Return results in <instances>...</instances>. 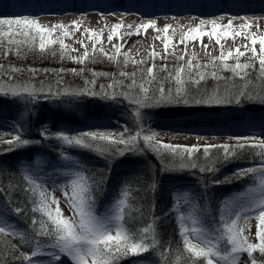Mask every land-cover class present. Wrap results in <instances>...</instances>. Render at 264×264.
<instances>
[{"label":"snow or ice","instance_id":"6c2138e0","mask_svg":"<svg viewBox=\"0 0 264 264\" xmlns=\"http://www.w3.org/2000/svg\"><path fill=\"white\" fill-rule=\"evenodd\" d=\"M175 18V17H173ZM238 17H231L227 25L216 23L213 19L211 30H203L204 20L201 19L200 25L190 28L185 32L181 43H191L200 41L204 37L213 39L217 45L223 48L222 41L243 37L250 40L253 59L258 60V69L252 61L241 62L240 58L245 56V52L240 48L230 50L225 54L221 51L220 56L208 63H194L192 59H185L184 56L178 60L183 63L168 65H157L154 61L158 54L153 51L150 54L151 66L131 73L119 71L118 76L123 78L116 80L115 76L107 72H93V76H111L113 83L100 85L99 91L95 88L69 89L62 91H53L51 86L47 90L43 86L35 87L32 83L23 86H9L8 88L0 85V95L25 98L28 102H36L40 94L44 98L59 99L61 96L79 98V97H97L104 100H115L117 97H123L131 105H135L134 115L138 125V130L133 133L125 128L123 132L114 133L112 131H86L76 135H68L64 132H56L54 138L61 141L70 148H79L98 154L105 159L115 160L124 157L126 154L143 155L151 152L156 156L160 163L162 173L175 174L190 170H198L201 174H211L212 177L218 173L223 166L232 161L244 159L249 155L248 150H253V155H258L264 160V139L255 136H236L229 137L234 140V144H209L201 150L198 146H185L162 143L158 139V133L151 130H145L140 125L142 118L141 109H157L168 106L178 105H237L242 106L245 102L264 106V35L248 33L251 23L247 22L239 26V30L233 29L232 21ZM223 19V17H220ZM77 29L79 25L73 22ZM122 23H117L111 29L108 40L119 37ZM131 27V26H129ZM141 28L146 32L149 28L156 29V23L149 20L148 23L137 26L135 35H139ZM56 29L63 31V37L69 38L70 32L64 24H54L51 27L43 26L38 19L31 16H16L0 18V44L5 40L10 46H15L17 54H20L23 48L29 50H38L41 54L46 53L53 46L59 44L62 55H67L69 49L64 39H54L53 35ZM171 25H166L163 29L164 35L162 42L165 52L175 47L173 36L169 35ZM248 33V34H246ZM89 40L93 41V56L97 53L105 55L103 49H97V45L103 42L101 33L87 31ZM160 39V37H157ZM259 44V55H257L256 45ZM206 47V46H205ZM11 51V48H9ZM55 54V53H53ZM121 55V48L116 47L115 56H107L109 61L116 60ZM90 54L85 51L80 58H73L76 63H85ZM236 58L235 63H229L232 58ZM131 58L128 54H123V63L126 66ZM14 72H20V68L12 69ZM33 74L37 70L29 69ZM63 71V70H61ZM73 74L82 75L84 69H72ZM258 71L259 75L255 79L253 73ZM231 73V76H224L222 73ZM163 74V75H161ZM237 78L239 83L237 82ZM209 79L216 84L209 89L207 86ZM130 83L125 84V81ZM256 80L260 84L256 87ZM220 82H224L221 86ZM86 84L95 86L96 80H87ZM120 85L126 90L109 92L107 89H114ZM40 135L46 139L50 138L47 129L40 132ZM8 145L6 152L13 149L23 148L32 143L28 139H22L20 135H15L11 140L0 141ZM35 143H39L36 141ZM259 150V151H256ZM199 154V155H198ZM65 160H72L71 157L61 153ZM201 155L203 159H201ZM39 163V161H37ZM72 165L81 170H73L66 175L71 179L67 185H64V195L67 198L69 206L74 210L73 218L65 217L59 205L58 199L43 184L38 183L32 175H23V181L27 187H20L25 194H30L28 199L31 202V212L39 213V217L33 215L30 219L31 233L17 231L6 220L0 218V244H3V250H0V264H6L3 256L6 254L13 260H24L32 264V258L41 255L39 251L42 241L39 238H47L51 243L48 247L58 249L57 252H50L52 260L56 264H117L121 257L140 256L155 249L157 240L153 225L142 228L139 233L129 229L126 226V218L131 213L129 203L130 191L125 187L120 198L115 202L114 210L111 214L103 217L95 212L96 197L94 193L102 191V186L106 182V177L102 174H88L83 169V165L78 160H72ZM258 175V189H249V194H244L228 200L224 204L222 211L228 213L229 219H221L222 229H217L219 233L213 239L206 238V231L200 226V220L195 214L197 205H192L193 211L187 215L180 211L181 203L189 205L191 203L190 193L185 191L177 193L175 208L178 212L179 234L182 237L183 253L175 256L174 262L170 264H238L240 254L247 253L251 258V264H257L253 257L254 252H259L264 256V164L260 167H249L237 170L233 176H226L223 180L212 179L203 181L204 186L208 183L215 185L232 183L233 179H241L249 175ZM16 187V186H11ZM157 183L152 181L149 189L152 192L157 190ZM70 190V191H69ZM245 200L241 203L240 201ZM55 205V207H53ZM233 208L238 210L233 213ZM17 214H24L25 209L15 207L7 209ZM139 211V209H136ZM243 213H256L258 220L256 226V237L259 243H250L245 233V226L248 224L251 216L242 215ZM234 215V218H231ZM46 218V219H45ZM190 222V223H186ZM151 235V242L149 240ZM8 237H19L23 244H35L36 249L28 255L18 251L17 245L12 243ZM223 241V247L221 245ZM230 246V248L228 247ZM184 253L187 255L185 256ZM164 254L161 253V256ZM167 259V257H164ZM264 264V261H261Z\"/></svg>","mask_w":264,"mask_h":264},{"label":"rangeland","instance_id":"374dc122","mask_svg":"<svg viewBox=\"0 0 264 264\" xmlns=\"http://www.w3.org/2000/svg\"><path fill=\"white\" fill-rule=\"evenodd\" d=\"M31 16V15H30ZM3 17H14L9 15H0V18ZM32 17V16H31ZM11 48V51H9ZM99 49V47L97 48ZM62 50L59 44L53 46L52 49H49L46 53L41 54L38 50H29L28 48H23L20 54H17L16 47L10 46L7 44L5 40L2 44H0V63L3 62L5 65L4 72L5 74L0 75V84H4V79H8L7 87L9 86H16L20 85L23 86L27 83H32L35 87L39 88L43 86L45 90L48 89L49 86L53 89V91L60 90L62 91L65 88L69 89H82L85 87L88 88H95V90L99 91L100 85H108L113 83V79L111 76H93V72H107L115 76L116 80L123 79L118 76L119 71H127L129 73L133 71H137V69H143L148 66H151L152 61L150 60V54H144L140 59H135L131 55L130 62L125 66L123 63V54L113 61H109L107 56H115L116 54H109L105 50H103L105 55H101L97 53L93 56V48L90 49L88 52L90 54L89 59L81 64L76 63L73 59H69L68 56L73 58H80L74 55V52L69 49L67 55L61 54ZM55 53V54H53ZM258 55V54H257ZM216 56V55H215ZM181 56H178V58ZM185 59H192L194 63H208L213 58H196L190 54H186ZM177 57L173 55H158L155 59V63L159 65H168L171 67L173 64L183 63L184 61L178 60ZM234 61L230 60L229 63H235L236 58L234 57ZM241 62H248L253 60L252 52H248L245 54L244 57L240 58ZM132 61V62H131ZM253 62V61H252ZM8 64V65H7ZM16 64L22 66L23 69L20 71L19 74L12 71L14 69V65ZM18 66V67H19ZM7 67V68H6ZM29 69L37 70L35 74H33ZM72 69H84L82 75H76L72 73ZM43 70V73L41 72ZM63 70V71H61ZM42 76L48 75L49 77L43 78L42 81L38 82V77L40 74ZM163 75V74H161ZM224 76H231V73L224 72L222 73ZM258 71L253 73V78L255 79L258 77ZM38 76V77H37ZM96 80L95 86L91 84H86L85 81L87 80ZM137 79L139 80V72L137 71ZM237 81L239 82L238 78ZM130 83V81H125V84ZM221 86H223L224 82H220ZM216 84L215 81L209 79L207 86L212 88ZM5 87V86H4ZM116 88H122L120 85H116L114 89H107V91L112 92L116 91ZM121 91V90H120ZM119 92V91H118ZM125 103V104H124ZM126 103L129 104L127 100L123 97H117L115 100H104L101 99L99 96L97 97H67L61 96L59 99L50 98L46 104L48 110L52 111L54 115L55 123L53 124L54 127L57 128L59 132H75L81 133L86 131H112L114 133H120L125 130V128L129 129L131 133L134 134L136 130H138V125L136 122V118L134 115L135 105L133 108L129 110L126 106ZM39 101L36 102H28L25 98L16 97V99H10L8 102H1L0 101V141L11 140L13 136L20 135L22 139H28L27 136L30 135L28 127L31 123V119L28 115H30V109L35 105L37 107ZM39 106V105H38ZM45 107V108H46ZM184 106H168L163 108L157 109H141L142 118L140 120V125L143 126L145 130H151L158 133V139L162 143L174 144V145H185V146H198L203 149L204 146L213 144V145H221V144H234V140H230L229 137H236V136H248L246 134L237 133L240 132L239 128H249L244 123H247V119L249 115H253L258 122L261 124V127L264 128V110L254 107L248 106L252 111L248 109L247 111H243L244 107L234 108H220V112L210 111L209 109L203 108H183ZM40 107H37V110L34 112L37 116L40 112ZM212 110V109H211ZM93 113L95 117H89L88 115ZM174 114V116H165L164 114ZM180 113V114H179ZM185 113V114H183ZM247 115V116H246ZM86 123H90V125H77L71 124L65 121V119L69 120H78V119H86ZM89 119V120H88ZM105 122H96L97 120H101ZM14 120V121H13ZM110 120H115L118 124H111ZM221 120L224 123V127L229 126V123H232L231 126L234 128H238L237 130L233 129H218V130H207L203 126V123H216L217 121ZM260 120V121H259ZM127 121L129 126L123 122ZM39 122V121H38ZM243 122V123H242ZM84 123V124H86ZM52 126V119L49 120L48 124L42 125L41 129H50ZM197 127H201V131H191L196 129ZM254 136V135H253ZM258 137V136H255ZM264 139V137H263ZM32 141L27 147L30 148L29 150L33 151L31 154L34 153L33 156L29 157L26 154H21L18 152L17 149H13L10 154V158H6V162L8 160H14V158H18V170L22 174V184H27L23 181V175L30 174L33 178L38 182L43 184L50 192L54 194V196L58 199L59 205L63 211L65 217L73 218L74 210L69 206L67 202V198L64 195V185H67L71 179L70 175H66L73 170H81L80 168L75 167L72 165V160H80L74 154L70 153L66 148L67 145L63 144L61 141L56 140L53 138V142L56 146L60 148L59 154L56 156H46L45 153L35 152V149L40 147L43 149L46 144L43 141H39V143H35L36 141ZM3 143H0V145ZM7 149V147L5 148ZM259 151V150H256ZM6 152V151H5ZM90 152V151H89ZM249 155H253V150H248ZM67 155L72 158V160H65L61 155ZM94 153V152H93ZM17 154V155H16ZM98 155V154H97ZM199 155V154H198ZM248 156V155H247ZM235 160L223 166L221 170L212 177L209 174V177L212 179H219L220 174L223 171L227 170L225 168H230L231 170H239L245 169L249 167H260L264 164V160L258 155H255L259 159L257 161L246 159ZM152 157L154 160L150 161ZM201 159H203L201 155ZM39 161V163H37ZM118 161L116 163L117 171L120 173L123 169H131L134 171L133 174L140 172L139 176H143L142 172L146 171L150 173L147 177L157 176L156 173H159V177H155V182L157 183V189L161 187L160 177L165 176V180L167 179L169 182L173 184L172 189V202H173V209L175 211V217H177V223L179 226L178 221V212L175 208L176 202V195L177 193H183L185 191L190 193L191 196V203L189 205H184L181 203L180 211L184 212L186 215L193 211L192 205H197L195 209V214L200 220V226L203 227L206 231V238L213 239L215 242V237L219 234L216 230L222 229L223 223L225 222L221 218L217 221L218 225L211 221L209 215L207 214L209 200L211 198L216 199V195H224V193L228 192V189L231 186H227V184H220L215 185L212 183H208L207 187L204 186L203 181L209 180L208 177L203 176V174L199 173L198 170H190L183 173H175V174H166L162 173L160 168V163L156 156L151 152H147L143 155H133L131 153L126 154L124 157L117 158ZM82 165V163L80 162ZM113 168V165H112ZM84 169V168H83ZM162 173V174H160ZM258 175H249L242 179H247L251 182V185H248L246 188L240 189L242 191L236 192L234 195L230 196H221L222 201L220 207L223 209L224 204L228 200H233L234 198L241 196L244 194L245 200L247 195L249 194V189H258L259 180ZM159 181V182H158ZM164 183L165 181H161ZM242 182V180H241ZM119 183V185H117ZM111 190V197L108 201L102 203V207L105 208L104 211H97L95 208V212L98 216H105L111 214L114 210L115 202L120 198L121 192L125 187H128L124 180L119 177L115 179V184H112ZM0 188V218L7 221L8 224H11L17 231L28 232L31 230L27 223L23 222L19 214L15 213L14 211H8L7 209H14L16 206L9 201H7V197H5L4 192L1 191ZM70 191V190H69ZM130 191V190H129ZM30 195V194H28ZM225 198V199H224ZM245 200L240 201L241 203L245 202ZM27 204L31 203L29 199L26 200ZM55 207V205H53ZM237 208H233V213L237 211ZM221 216L223 215L225 220L229 219L228 213L226 211H220ZM177 215V216H176ZM242 215H249L251 219L249 220L248 224L245 226V235L248 237L250 243H259L256 237V226L258 220L255 218L258 215L256 213H243ZM234 218V215L231 217ZM46 219V218H45ZM210 219V221H208ZM190 223V222H186ZM148 226V225H147ZM146 226H143V228ZM141 230V229H140ZM139 230V231H140ZM30 233V232H28ZM178 236L179 243L182 244V237L179 234V230L176 234ZM157 240V246L155 249L150 250L148 253L141 254L140 256H135L134 259L130 260L128 264H163L162 257H158L160 252V242ZM146 242H151V235L149 234V240ZM169 242V241H168ZM168 242L162 241V245L167 244ZM49 241L47 238L43 239V242L40 246L39 251L41 255L32 258V264H56L55 261L52 260L51 256L48 255L50 252H57L58 249H53L48 247ZM221 245L223 247V241H221ZM162 247V246H161ZM230 248V246H228ZM37 250L36 246L32 249ZM28 255H31L28 254ZM131 257V256H130ZM145 258L146 260H144ZM126 258L122 257L117 262L119 264L120 261H124ZM17 264H29L28 261L19 260ZM67 264V261L64 262ZM221 264H224L222 261ZM238 264H251V258L247 255V253H242L239 256Z\"/></svg>","mask_w":264,"mask_h":264},{"label":"bare ground","instance_id":"6f19581e","mask_svg":"<svg viewBox=\"0 0 264 264\" xmlns=\"http://www.w3.org/2000/svg\"><path fill=\"white\" fill-rule=\"evenodd\" d=\"M134 0H0V4L6 7H0V15L9 16H32L38 19L39 23L46 27L54 24H64L70 32L69 38L63 37V31L56 29L53 35L54 39H64L68 49L74 52L76 57L83 56L84 52H89L93 48V41L89 40L87 31L101 33L103 42L96 47L102 48L109 54H116V47L121 48V53L131 55L135 59H140L144 54L148 55L155 51L158 55L185 56L190 54L196 58L216 59L220 56L221 51L227 54L230 50L240 48V51L252 52L250 40L243 37L228 39L222 41L223 48L217 45L213 39L204 37L202 43L194 41L191 43H181L185 32L190 28L200 25L201 19L204 20L203 30H211V21L215 19L216 23L227 25L231 17H238L232 21L233 29L243 31L239 28L241 24L251 23L248 33L264 35V7L259 9H237L235 5H243L248 0H209L202 7L195 5L194 0H170L173 3L172 9H160L164 0H153L159 8H148L149 5L143 1L147 8L134 9L130 5ZM264 3V0H262ZM221 3L223 6H221ZM57 4H60L57 6ZM188 5L189 7L183 8ZM14 6H18L16 10ZM9 7V8H8ZM12 7V8H11ZM175 17V18H173ZM223 17V19H220ZM152 20L156 23L157 28H149L146 32L141 28L140 34L135 35L137 26H142ZM73 22L79 25V28L73 26ZM117 23H122L119 37H114L111 41L108 36L111 29ZM166 25H171L172 29L169 35L173 36L175 47L165 52L162 37L163 29ZM131 26V27H129ZM246 33V34H248ZM160 37V39H157ZM206 46V47H205ZM259 55V44L256 46ZM216 55V56H215ZM253 55V53H252ZM234 57L232 61H234ZM258 64V60H252ZM132 62V61H131ZM111 124H118L115 120H110ZM260 121V120H259ZM97 122H105L99 120ZM243 123V122H242ZM224 127L221 120L216 123H203L202 128L207 130L233 129L238 128L231 126ZM249 128H239L240 132L248 136H258L263 139L264 128L258 120L249 115L247 123ZM197 127L191 131H201Z\"/></svg>","mask_w":264,"mask_h":264},{"label":"trees","instance_id":"16d2710c","mask_svg":"<svg viewBox=\"0 0 264 264\" xmlns=\"http://www.w3.org/2000/svg\"><path fill=\"white\" fill-rule=\"evenodd\" d=\"M254 64L258 69L259 65L257 63ZM18 66L19 65L16 66L15 64L14 68H20L21 70L23 69L22 66L19 67ZM4 67L5 65L3 64V62L0 63V75L6 73L4 72L3 69ZM41 72L43 73V70ZM15 73L19 74L20 72H15ZM38 75H40L39 77L37 76L38 82L42 81L43 78L45 77H49L48 75L42 76L41 73ZM7 80L4 79V84L2 83L0 85H2L3 87L5 86V88H8L7 87L8 84L7 82H5ZM259 84L260 81L256 80V84L253 86L256 87ZM120 90L122 91L126 89L116 88L117 92ZM50 98L51 97L49 96L48 99H45L44 94L39 95L37 99V101H39V104H37V107H41L40 112L38 113L37 116H34L35 115L34 112L37 110V107L33 105V107L30 109L31 114L28 115L29 118L31 119V123L28 127L25 128L28 129V132H30V135L27 136V138L33 141H43L46 144V146L43 149H41L40 147L35 149V152L45 153L46 156L48 155L56 156L57 154H59L60 148L55 145V143L53 142V138H54V134L59 131L53 125L55 123V120L52 111L48 110L47 107L45 108V105L43 106V104L46 103ZM10 99H16V97H12L10 95L9 96L0 95L1 101L8 102V100ZM243 105L246 106L250 105L258 108H264V106H259L247 102H245ZM126 106L129 110L133 108V105L131 104L126 103ZM180 106H184L183 108L219 109L221 107L228 105H220V106L180 105ZM90 115H93V113H91ZM50 119H52V126L50 129H47L50 138L46 139L40 135V132L44 130L41 129L40 127L41 125L48 124ZM65 120L71 123L83 121L82 119H78V120L65 119ZM123 122H125L128 126L130 124V123L128 124L127 121H123ZM66 134L76 135L78 133L75 134V132H68ZM6 147H8V145L4 143L3 145L2 144L0 145V188L2 189L1 191L4 192L5 197H7L8 199L7 201L14 204L16 207H21L22 209H25V213L23 215L19 214V217L23 222L27 223V226L30 227L31 217L33 215L39 217V213L33 214L31 212L32 205L31 203L27 204L26 202L29 195L25 194V192L20 190L21 186L24 188L26 187L25 184H22V177H21L22 174L17 169L18 168L17 162L19 157L16 156L14 160L12 159L6 162V158L8 157L10 158V156H12V154H10L9 152H5ZM62 148H66V150H68L70 153L77 156V158L82 163L84 170H86L88 174H98V175L102 174L106 177V182L102 186L103 190L94 193L96 197L95 208L97 211L105 210V208L102 207L103 206L102 203L110 199L112 195L111 194L112 184L115 182V179L121 177L126 183V185H128L130 188L129 203L131 205V208L128 211L131 213V215L128 218H126V226L129 229L135 231L136 233H139V230L142 229L143 226H147L150 224L153 225L155 229L156 239H158V241L162 246V247L160 246V252L164 254L163 256H161L164 259V264H170V262H174L175 256L180 253H183V246L181 245V243H179L178 241L179 238L176 235L179 230V226L178 224H176L177 217H175L174 214L175 212L172 211L173 210L172 189L174 186L172 183H167L169 181L167 179L165 180V176L160 177L161 187H159L155 192H152L150 191L149 186L152 181H155L154 179L155 177L160 176L159 173H156L157 176L153 175L151 178L147 177L148 175H150V173L142 172L141 174H143V176H139L140 172L133 174L134 171H132L131 169H125V170L123 169L119 173L117 171V166H116V163L118 162L116 161L117 158L115 160L105 159L104 157H101L91 151L89 152L88 150H84V149L70 148L69 146L67 147L62 146ZM29 149L30 148L27 149V147L25 146L23 148L17 149V153L19 152L20 155L26 154V156L31 157L34 155V153L31 154L33 151ZM247 157L248 158L246 159H251L254 161H257L259 159L255 155H248ZM149 158L150 161L154 160L152 157ZM225 169L227 170L222 172L224 174L219 173L221 179H224L226 176H233V174L237 171L236 169L235 170H231L230 168H225ZM203 176L210 178L209 174H203ZM162 179L163 181H165L164 183L161 182ZM241 184H244V188H246L248 185H251V182H249V180L247 179H242V178L233 179L232 183L227 184V186H231V188L228 189L227 193H224V195L218 194L216 195V199L211 198L208 201L209 206L206 212L209 215L211 221L214 222L216 225H218L217 221L221 218L220 211H222V208L220 207V205L222 201H219L221 200V198H223L221 196H230L236 194V192L242 191L240 190L243 188V185ZM11 186H16V187H11ZM136 209H139V211H136ZM210 219H208V221H210ZM28 232L31 233V230H29ZM7 239L11 240L12 243L17 245L18 251L16 252V255H19V252L30 254L33 251L32 250L33 247H35V244L21 243L19 237H8ZM37 239H40L43 242L44 238L38 237ZM162 241L164 242L169 241V242L167 244L164 243V245H162ZM3 247H4L3 244H0V250H3ZM184 255L186 256L187 254L184 253ZM129 256L125 257L126 260L129 259L127 258ZM164 257H167V259H165ZM253 257L256 258L257 264H261V261H264V256H261L258 251L253 253ZM3 259L6 262V264L19 263V260H13L10 256L6 254L3 256Z\"/></svg>","mask_w":264,"mask_h":264}]
</instances>
